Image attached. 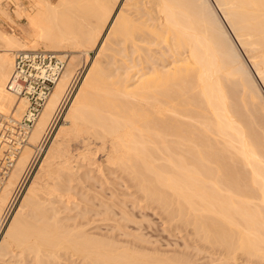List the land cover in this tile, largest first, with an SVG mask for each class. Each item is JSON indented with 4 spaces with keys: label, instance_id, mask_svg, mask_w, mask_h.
<instances>
[{
    "label": "bare ground",
    "instance_id": "1",
    "mask_svg": "<svg viewBox=\"0 0 264 264\" xmlns=\"http://www.w3.org/2000/svg\"><path fill=\"white\" fill-rule=\"evenodd\" d=\"M209 1L0 0L24 34L0 28V116L28 107L6 89L18 52L71 53L0 192V218L80 58L96 51L0 239V264H195L87 232L89 175L107 166L206 248L264 264V0Z\"/></svg>",
    "mask_w": 264,
    "mask_h": 264
},
{
    "label": "rangeland",
    "instance_id": "2",
    "mask_svg": "<svg viewBox=\"0 0 264 264\" xmlns=\"http://www.w3.org/2000/svg\"><path fill=\"white\" fill-rule=\"evenodd\" d=\"M49 1L54 3V4H57L59 2V0H49ZM9 2L5 1L3 3V5L9 11V13L12 14V18L17 20L15 15H13L14 11H12L15 9V7L12 3H9ZM209 3L212 6L210 1H209ZM213 9H214V7H213ZM215 14L218 16L216 11H215ZM218 19L221 23V26H223L224 30L227 32V30H226L224 24L221 22L220 18H218ZM23 22H24L23 20H17V23H19L20 25L23 24ZM0 28L6 32L13 31V33L16 34L17 36H22V37L24 36V34L21 32L22 30L20 29V27L13 25V23L10 24V22L7 19H5L1 16H0ZM234 47H235V50L237 51V53L242 57V55L240 54L237 47L235 45H234ZM37 50L47 51V50H45V48L41 44L38 45ZM63 54L65 55L64 57H65V60L67 63L69 56H70L69 54H71V53L69 50H67V51L63 52ZM63 54H57V55L63 56ZM94 55H96V51H94V50L90 51L89 57L86 59L87 62H85L86 60L84 59L85 58L84 56H82L80 58L79 63L81 62L80 63L81 65H79L80 68L79 67L76 68L75 75H73V77L74 76L75 77L73 78V81L70 85L69 91L67 92V95L68 94L69 95L67 97V102H66L64 108L69 104L71 97L74 94L73 92H75L78 84L80 83V81L82 79V76L84 75L85 71L89 68V65L91 64V62L95 58ZM183 55H186V54H183ZM182 57H186V56H182ZM170 58H172V57H169L168 60H171ZM245 66L247 67V69H249L248 65L246 63H245ZM249 71H250V69H249ZM261 93L264 96V93L262 92V90H261ZM64 108L62 109V112L60 113L61 115H58L59 118L58 117H57L58 119L55 118L56 121L51 123L53 126L50 125L49 128L52 127V129L50 131H48V136L46 137V139L44 138V140L41 141V143L36 148L35 147L32 148L33 149V157H32L33 159L31 158V161L28 164L27 169L25 170V172L22 175L23 177L21 178L20 183H18V185H17L18 187L16 186L17 188L14 189L15 191H13L12 196L9 198L8 203L5 207V210H6V208H8L7 219H6L5 223L3 224L2 230L0 231V239L4 235V233H5L4 231H6L8 225L11 221L10 219H12L11 217H13L15 210L19 206L20 201L22 200L21 198L23 197V194L25 192V189L29 185V182L33 178L35 172H37L36 169H38L37 167H39V164L43 160L42 158H44V156H45L44 154L47 151L46 149H48L50 142L54 138V135H56L57 131L59 130L58 127L60 128L61 124H63V120H64L63 118H64L65 113H66L65 109H67V107L65 109ZM8 115L12 116V114H8ZM61 117H62V119H61ZM79 143H81V141H79V142L76 141V142L71 143L72 155L77 157V158L79 156H82L85 154L84 153L85 149L81 148V147H83L82 143H81V145ZM43 144H44V146H42ZM26 145H27V143L25 144V146ZM38 153H39V155H38ZM95 159L97 160V162H100V161L103 162L105 160L103 153L102 154L98 153L97 156H95ZM29 166H30V169H29ZM109 166H111L110 170H114L116 168L115 166L112 167V165H109ZM107 167H104V169H103V172L106 174V176L104 173H102L103 176L102 175L99 176V177H101V179H100L98 177V174L97 175L95 174V176H93L94 173L93 174L91 173L89 176L93 177L92 178L93 180L91 182L90 181L87 182V185H88V191H87L88 193L87 194L89 195L88 196L89 199H91V198L92 199L89 202L90 204L88 202L87 203L85 202L86 203L85 206H86V208L88 207L89 210L93 211L92 212L93 215H90V216L92 218L91 221L92 220L94 221V222L93 221L91 222V224L89 226L90 229L87 228V230H88L87 232H89V234L91 233L93 237L94 236H97V237L102 236L100 238H105V239H107V237H108V238H110V240H112L111 238H113V240L118 241V243L120 242V243L129 245V246H132V247L133 246H135V247L139 246V248H143L144 250L146 249L147 251L149 250L148 252H152V253H156V254L159 253L162 255L165 254L164 256H169V257H177L178 258L180 256L179 258H183L181 256L186 255V260L190 257L189 261L192 260L195 264H197V263L198 264H246V263L251 264L252 263V262L250 263L248 261L246 262L245 257H243V259H242V256H240L242 260L238 259V262L235 261V263H234L231 260L228 261V259H225L226 257H224V255L222 253H219L220 251H218V253L216 254L215 251H217V250H215V251L213 250L214 251L213 252L208 247L206 248V246H203L201 243H199L197 241L196 237H194V236L192 237V235L189 234L188 229H187L188 231L185 228H183V230H182V228L178 227V225L176 227V223L173 222V224L175 225V228H174V225L171 224L172 222L167 221V219H165V216H163L164 214H162V212L159 209L158 210L155 209L156 205L155 206L152 205L151 207L145 206L146 201H142L143 200V198H141L142 195L140 193L136 192V190L133 188V186H132L133 182H129L128 175L124 174L123 172H122L123 173L122 174L121 171L119 173H117L118 170H114L113 172L110 171L111 173L109 174L108 173L109 171H107V169H108ZM12 170H13V168H12ZM27 170H28V172H27ZM123 175H125V177H127L128 179L123 177ZM96 177H97V179L99 178L100 180L99 179L97 180ZM94 179L98 183H96V181L94 182ZM130 181H131V179H130ZM91 184H93L92 185L93 187L91 186ZM91 196L97 197V199H95L96 201L94 200L95 197L93 198ZM94 203H95V205H94ZM98 203H101V204H98ZM100 206H102V207H100ZM94 208H95V211H94ZM110 209H112L111 211H113V212H111ZM106 210H108V211H106ZM96 211L98 212L99 215L98 216L95 215V217H94V212H96ZM102 211H103V214L105 212L104 215H102V213H101ZM158 211H160L161 213H159ZM72 214H74V213L72 212ZM92 223H93L94 227H93ZM177 228L180 230H178ZM183 233H185V234H183ZM187 233H188V235H186ZM190 237H191V239H190ZM137 238L138 239L140 238V239L138 240ZM220 254H222V255H220ZM226 260H227V262H225ZM76 264H81V263L77 262Z\"/></svg>",
    "mask_w": 264,
    "mask_h": 264
},
{
    "label": "built area",
    "instance_id": "3",
    "mask_svg": "<svg viewBox=\"0 0 264 264\" xmlns=\"http://www.w3.org/2000/svg\"><path fill=\"white\" fill-rule=\"evenodd\" d=\"M65 65L66 61L62 57L44 50L20 51L15 55L6 89L17 99H26L28 107L20 120L10 115L0 116V192L16 158L27 143L35 118L41 112ZM67 97L66 93L61 109ZM7 210L0 218V231L7 219Z\"/></svg>",
    "mask_w": 264,
    "mask_h": 264
}]
</instances>
